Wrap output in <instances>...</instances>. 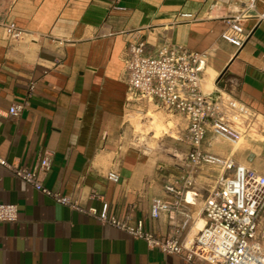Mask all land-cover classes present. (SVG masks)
Returning <instances> with one entry per match:
<instances>
[{
  "label": "crops",
  "instance_id": "crops-1",
  "mask_svg": "<svg viewBox=\"0 0 264 264\" xmlns=\"http://www.w3.org/2000/svg\"><path fill=\"white\" fill-rule=\"evenodd\" d=\"M240 10L236 0H0V19L26 32L10 42L0 26V157L34 170L50 152L45 186L85 208L107 206L131 224L143 220L158 236L172 235L185 214L202 229L205 191L224 174L214 159L264 174V20L243 23L250 37L238 49L223 33ZM263 12L258 0L255 14ZM139 42L150 56L167 45L207 53L204 90L226 94L243 109L235 123L240 143L207 136L204 150L213 159L195 177L196 205L184 203L158 219L150 215L153 199L172 201L166 187L184 186L187 123L177 138L182 143L136 133L137 116L166 112L127 100L124 62L129 44ZM26 101L20 116L10 115ZM0 202L19 208L17 222L0 223V264H187L55 203L3 167Z\"/></svg>",
  "mask_w": 264,
  "mask_h": 264
},
{
  "label": "built area",
  "instance_id": "built-area-1",
  "mask_svg": "<svg viewBox=\"0 0 264 264\" xmlns=\"http://www.w3.org/2000/svg\"><path fill=\"white\" fill-rule=\"evenodd\" d=\"M240 12L226 19L228 28L223 38L242 49L249 40L244 22L253 16L264 20V12L255 14L258 0H236ZM181 14L182 19H192ZM0 26L10 42L24 39L25 30L15 22L0 19ZM145 42L130 43L125 58L129 84L128 102L153 104L170 114L181 116L187 123L186 140L189 152L184 162L186 176L181 189L167 186L172 201L155 198L150 215L158 219L163 212L178 213L181 206L196 205L197 193L192 191L195 177L212 157L204 150L209 133L233 145L240 143L243 131L235 127L243 109L226 94L214 96L204 90V73L209 58L207 53L193 52L178 45H167L153 55L146 54ZM34 92L35 84L29 87ZM30 94V93H29ZM28 101L13 105L9 113L18 117ZM52 154L45 152L34 170L22 168L0 157V167L33 187L55 203L72 211L95 217L138 240H144L152 250L177 256L187 264H264V174L238 165L233 159L224 162L214 159L224 171L218 184L204 198L200 215L204 220L198 229L191 214L169 236H158L147 231L145 222L131 224L111 215L107 206L101 210L85 208L79 200L45 186L44 175L51 169ZM19 208L0 202V223H15ZM194 229L197 232L194 233Z\"/></svg>",
  "mask_w": 264,
  "mask_h": 264
},
{
  "label": "rangeland",
  "instance_id": "rangeland-1",
  "mask_svg": "<svg viewBox=\"0 0 264 264\" xmlns=\"http://www.w3.org/2000/svg\"><path fill=\"white\" fill-rule=\"evenodd\" d=\"M137 122L140 125L139 128L135 127L137 134L155 135L156 137L164 136L182 143L177 138L185 130V120L178 115L149 110L147 116H137ZM167 130L169 131L167 132ZM213 186L216 185L212 182L211 187ZM211 187L206 185V188L211 189ZM205 192L208 194V191Z\"/></svg>",
  "mask_w": 264,
  "mask_h": 264
},
{
  "label": "bare ground",
  "instance_id": "bare-ground-1",
  "mask_svg": "<svg viewBox=\"0 0 264 264\" xmlns=\"http://www.w3.org/2000/svg\"><path fill=\"white\" fill-rule=\"evenodd\" d=\"M200 224V223H199ZM199 226V225H198ZM199 229V228H198ZM200 230V229H199Z\"/></svg>",
  "mask_w": 264,
  "mask_h": 264
}]
</instances>
